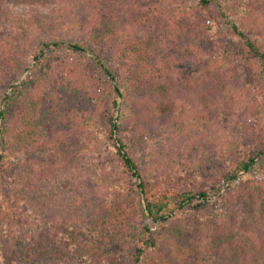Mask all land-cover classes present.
<instances>
[{
    "label": "trees",
    "instance_id": "16d2710c",
    "mask_svg": "<svg viewBox=\"0 0 264 264\" xmlns=\"http://www.w3.org/2000/svg\"><path fill=\"white\" fill-rule=\"evenodd\" d=\"M226 1L234 9L232 15ZM154 2L161 0H0V16L9 21L6 4L36 7L27 17L15 18L24 34L60 28L68 24V19L76 21L83 13L89 34L84 43L42 41L28 60H14L11 67L20 74L30 67L31 61L35 64L30 76L0 97V163L14 136V143L32 160L41 157L52 161L65 144L71 148L74 141L88 150L92 140L87 129L96 107L110 103L101 134L103 150L121 176L114 183L111 199L97 200L96 208L85 219L83 231L70 233L71 249L59 248L61 257L68 258L66 264H99L95 257L101 256H105L104 264H264V213L258 207L264 197L258 200L248 195L260 178L256 177L255 183L242 182L252 171L264 175V146L240 154L220 182L183 191L165 177H146L125 139L130 127L127 119L131 116L127 114L122 119L123 103H127V113L130 111L132 118L140 121L173 114L179 103L190 98L186 87L196 94V114L204 113L206 107L215 109L217 88L226 89L228 75L237 73L226 65L231 58L243 61L245 83L255 81L253 65L257 62L264 78V20L262 30L256 32L253 28L255 19H264V0H194L192 6L183 5V0H162L164 4L157 6ZM221 30L229 38L222 39L218 33ZM250 30L258 33L261 43L251 37ZM1 52L2 49L0 55L6 58L5 63H10L9 54ZM63 52L85 56L92 66L67 59L52 72L57 59L52 55ZM186 54L197 60L211 57L214 65L219 64L215 85L203 82L200 76L195 80L179 78L178 59ZM6 64L1 63L4 67ZM118 69L123 72V81ZM32 88L39 91L31 96L33 99L26 103L22 114L15 104L24 90ZM10 112L16 121L20 119L12 128ZM58 163L71 169L75 159L63 157ZM237 190L245 193L247 204H253L251 219L244 223L234 222L235 219L227 223L216 221L209 228V237L204 236L203 240L192 225L179 226L177 233L184 245L179 250L166 242L167 250H163L152 223L165 226L175 217L199 213L215 197ZM89 200L87 204L91 205ZM253 221L259 222L254 226ZM98 250H102L101 254ZM47 255L51 254L45 251L42 256H35L34 262ZM12 256L6 259L9 261Z\"/></svg>",
    "mask_w": 264,
    "mask_h": 264
},
{
    "label": "rangeland",
    "instance_id": "374dc122",
    "mask_svg": "<svg viewBox=\"0 0 264 264\" xmlns=\"http://www.w3.org/2000/svg\"><path fill=\"white\" fill-rule=\"evenodd\" d=\"M193 1L183 0L182 4L192 6ZM162 3L161 0L153 5ZM225 4L226 8H229L228 13L232 15L234 9L231 3L226 1ZM6 8L12 22L0 16V49L1 54H9L7 58H10V63L6 64V58L0 55V65H7H1L0 69V97L5 91L10 93L14 86L30 76L34 62L31 61L30 67L21 74L11 66H14V60H28L40 42L84 43L89 40L84 13L83 16L77 17L76 21L68 19V24H63L60 28L24 34L15 18L27 17L36 7L8 3ZM263 20L255 19L253 28L256 32L262 30ZM256 32H251V37L259 43ZM218 33L222 39L229 38L224 30ZM52 56H57L52 72L63 66L67 59L77 60L79 65L88 62V65L92 66L88 58L74 53L63 52ZM213 60L211 57H201L197 60L190 54L182 55L177 64L178 76L182 80H195L200 76L203 82L209 81L211 85H215L219 78L216 65L219 64L214 65ZM226 65L237 73L228 75L226 89L217 88L219 92L214 101V106L217 105L215 109L206 107L204 113L196 114L193 110L197 101L194 98L196 94L189 87L185 88V92L190 94L188 101L179 103L177 111L169 115L140 121L132 118L130 111L127 113V103H123L125 114L122 119L125 120L127 114L131 116L127 119L130 127L125 139L148 179L165 177L178 190H199L212 182H220L223 173L240 154L259 150L264 146V78L260 73V65L258 62L253 65L255 81L252 84L244 81L241 72L243 61L231 58L227 60ZM119 69L122 70V67ZM120 75L123 81L122 71ZM25 91L15 104L22 114L26 103H29L39 90L29 89L26 91L28 95ZM102 96L104 100L106 95L103 93ZM204 103L203 101L202 106ZM98 106L87 129L88 137L92 140L88 150L94 147L91 151L84 149L82 143L78 145V142L74 141L73 147L65 144L56 157L58 159L50 161L48 158L40 159L41 157L32 160L30 155H26L19 145L14 143L15 136L5 147V159L0 163V264H66L68 258L61 257L59 248L65 251L71 249L69 238L73 236H70V233L83 231L85 219L96 208L99 198L111 199L112 192L116 189L114 183L120 179L121 174L111 163L110 155L103 150L105 144L101 134L109 117L110 103H99ZM16 120V116L12 114L10 128L20 122V119ZM1 140L0 137V144ZM69 156L75 159L71 169L58 163L63 157ZM256 177L260 179L257 181ZM250 181H257V184L248 190L249 197L262 200L264 175L261 176L259 171H252L242 180L247 183ZM253 191L255 193H252ZM88 198L91 205L87 204ZM250 204L246 202L245 193L237 190L230 195L215 197L211 205L199 213L192 212L175 217L165 226L154 223L151 226L160 237L163 250H167V243L170 246L175 244L180 250L184 241L177 233L179 226L192 225V229L203 240L204 236L209 237V228L212 223L216 224V221L227 223L235 219L234 222L244 223L251 219L253 204ZM258 207L264 213V203L260 202ZM258 222L253 221V225ZM45 251L51 255L34 262L35 256H42ZM101 251L97 252L101 254ZM7 256H12L11 260L8 261ZM104 258L95 257L99 264H104Z\"/></svg>",
    "mask_w": 264,
    "mask_h": 264
}]
</instances>
